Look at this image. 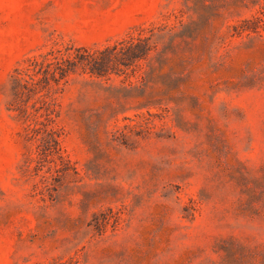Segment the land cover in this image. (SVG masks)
<instances>
[{"label":"rangeland","instance_id":"obj_1","mask_svg":"<svg viewBox=\"0 0 264 264\" xmlns=\"http://www.w3.org/2000/svg\"><path fill=\"white\" fill-rule=\"evenodd\" d=\"M263 3L0 0V264H264V31L237 32ZM139 36L134 66L58 87L53 178L11 75Z\"/></svg>","mask_w":264,"mask_h":264},{"label":"trees","instance_id":"obj_2","mask_svg":"<svg viewBox=\"0 0 264 264\" xmlns=\"http://www.w3.org/2000/svg\"><path fill=\"white\" fill-rule=\"evenodd\" d=\"M239 28L238 33L264 31V3L256 13L242 19ZM152 48L150 38L141 36L103 48L66 47L51 50L41 58H29V65L11 75L9 109L23 122L24 138L36 143L37 159L52 162L49 169L53 178L64 173L69 164L60 146L59 132L52 125L55 93L60 84L78 71L96 76L124 72L146 58Z\"/></svg>","mask_w":264,"mask_h":264}]
</instances>
